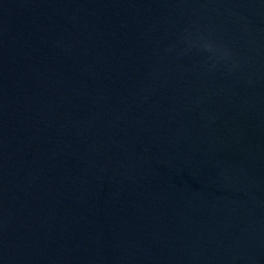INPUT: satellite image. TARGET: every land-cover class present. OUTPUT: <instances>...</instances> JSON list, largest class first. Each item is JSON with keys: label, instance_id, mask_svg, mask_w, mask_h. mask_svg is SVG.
<instances>
[{"label": "water", "instance_id": "1", "mask_svg": "<svg viewBox=\"0 0 264 264\" xmlns=\"http://www.w3.org/2000/svg\"><path fill=\"white\" fill-rule=\"evenodd\" d=\"M0 264H264V0H0Z\"/></svg>", "mask_w": 264, "mask_h": 264}]
</instances>
